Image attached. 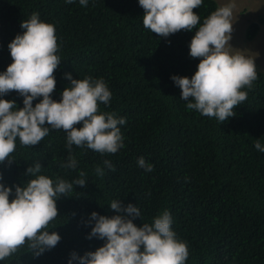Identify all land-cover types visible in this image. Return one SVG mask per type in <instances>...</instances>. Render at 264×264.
<instances>
[{
    "label": "trees",
    "instance_id": "trees-1",
    "mask_svg": "<svg viewBox=\"0 0 264 264\" xmlns=\"http://www.w3.org/2000/svg\"><path fill=\"white\" fill-rule=\"evenodd\" d=\"M217 8L215 0H203L193 9L200 20L192 31L160 37L143 26L138 0H88L87 7L79 0H0V73L13 62L8 45L25 31L21 22L38 13L41 21L55 26L61 59L52 99L59 102L70 86L65 74L103 78L112 96L99 111L126 119L119 125L124 147L115 154L73 145L76 169L61 166L69 155L63 130L50 129L35 146H23L17 138L11 162L0 163V183L13 188L10 202L14 186L35 178L25 173L37 162L39 175L54 182H72L83 171L87 185H73L69 196L56 200L58 216L47 229L61 237L54 248L35 257L26 243L0 264H68L72 252L95 251L106 241L88 238L95 223H89L91 213L126 215L110 208L113 200L140 209L141 218L133 220L137 227L168 210L176 238L188 247L185 264H264V153L255 148L256 140L264 145V74L256 70L252 88L242 89L246 101L222 123L188 109L172 80L191 78L197 71L200 60L189 55L190 42ZM257 27L249 24L248 39ZM0 99L15 101L17 110L24 106L15 91ZM140 157L154 170L138 166ZM97 166L103 177L96 174Z\"/></svg>",
    "mask_w": 264,
    "mask_h": 264
},
{
    "label": "clouds",
    "instance_id": "clouds-1",
    "mask_svg": "<svg viewBox=\"0 0 264 264\" xmlns=\"http://www.w3.org/2000/svg\"><path fill=\"white\" fill-rule=\"evenodd\" d=\"M73 2L66 0L69 4ZM138 2L144 10L143 26L160 37H168L180 30L192 31L197 26L200 17L193 9L199 8L203 0ZM79 3L87 7L88 0H79ZM217 5L190 42L189 55L200 60L197 71L191 78L173 76L172 80L181 89L180 98L187 102L188 109L222 123L235 115L236 106L246 101L247 92L242 89H251L258 79L257 71H262L256 69L251 57L230 51L235 5ZM21 28L25 30L23 34H18L8 45L13 62L0 73V97L15 91L23 97L24 106L17 110L15 101L0 99V163L6 159L11 162L9 157L15 151L17 138L23 146H35L50 129L66 133L69 155L67 162L61 165L64 168H77V160L71 154L73 145L101 154L117 153L124 147L119 125L125 124L126 119L99 111V105H108L112 96L104 79L90 76L73 79L70 73L65 74L71 84L56 102L51 94L56 85L54 70L61 59L56 55L55 26L41 21L39 14L34 12L30 19L21 22ZM38 97L42 99L33 107ZM81 123L82 127L77 128ZM255 148L264 153V145L259 140ZM104 165L115 171L109 160H105ZM138 166L149 172L154 170L143 157L138 159ZM41 168L39 162L27 168L25 175L35 178L26 186H14L11 202L13 188L0 183V261L26 243L35 257L54 248L61 237L47 229L58 216L56 200L69 196L73 185H87L83 171L79 173L80 178L72 182L59 178L54 182L39 175ZM95 172L100 177L104 175L99 166ZM110 208L126 215L109 218L92 212L89 223H95L88 238L96 237L106 242L83 256L72 252L68 264H185L188 247L176 238L168 210L157 215L151 224L137 227L133 220L141 218V212L136 205L130 203L122 207L120 200H113Z\"/></svg>",
    "mask_w": 264,
    "mask_h": 264
},
{
    "label": "rangeland",
    "instance_id": "rangeland-1",
    "mask_svg": "<svg viewBox=\"0 0 264 264\" xmlns=\"http://www.w3.org/2000/svg\"><path fill=\"white\" fill-rule=\"evenodd\" d=\"M220 6L234 4L230 51L254 59L257 70L264 71V0H215ZM258 23L253 38H247L249 24Z\"/></svg>",
    "mask_w": 264,
    "mask_h": 264
},
{
    "label": "crops",
    "instance_id": "crops-1",
    "mask_svg": "<svg viewBox=\"0 0 264 264\" xmlns=\"http://www.w3.org/2000/svg\"><path fill=\"white\" fill-rule=\"evenodd\" d=\"M261 70V69H260ZM262 71V70H261ZM262 72H264V71H262Z\"/></svg>",
    "mask_w": 264,
    "mask_h": 264
}]
</instances>
